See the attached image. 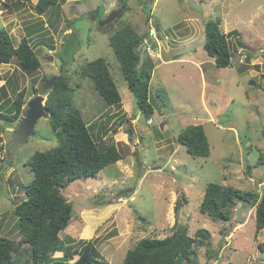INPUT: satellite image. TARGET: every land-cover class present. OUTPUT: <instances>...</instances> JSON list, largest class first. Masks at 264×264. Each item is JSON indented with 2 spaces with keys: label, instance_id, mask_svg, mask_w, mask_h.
<instances>
[{
  "label": "rangeland",
  "instance_id": "1",
  "mask_svg": "<svg viewBox=\"0 0 264 264\" xmlns=\"http://www.w3.org/2000/svg\"><path fill=\"white\" fill-rule=\"evenodd\" d=\"M56 1L59 8L42 16L35 11L36 0H7L1 6L0 29L10 34L14 46L26 37L40 68L28 75L16 58L0 64V87L6 82L11 101L21 90L28 100L38 95L46 100L43 92L49 91L51 80L67 77L84 121L95 124L93 133L104 124L103 141L114 144L123 157L96 177L62 190L72 219L60 238L73 239L77 250L70 262L90 242L95 257L122 264L140 240L164 239L181 223L189 236L198 229L211 236L217 256L199 247L198 264H264V231L255 229V208L236 206L228 222H213L199 213L209 183L264 195V0H191L195 9L189 0H125L128 11L106 32L97 28V19L120 9L124 0ZM216 19L224 34L235 31L228 35L232 57L227 68H217L203 49L204 23ZM123 23L144 37L141 52L156 64L149 93L155 113L150 119L137 110L109 47L110 34ZM28 29L38 32L28 37ZM47 57L58 59L61 69ZM98 58L108 64L122 100L118 106H105L91 80L81 74L87 62ZM15 124L0 122V163L9 166L0 170V237L19 241L14 210L26 200L25 186L33 179L28 161L58 141L43 118L35 126L36 136L8 156V128L15 129ZM191 125H202L209 157L192 158L176 142ZM127 189L132 192L120 194ZM20 248L16 259L23 262L31 250L25 244ZM62 256L57 252L53 258Z\"/></svg>",
  "mask_w": 264,
  "mask_h": 264
},
{
  "label": "trees",
  "instance_id": "2",
  "mask_svg": "<svg viewBox=\"0 0 264 264\" xmlns=\"http://www.w3.org/2000/svg\"><path fill=\"white\" fill-rule=\"evenodd\" d=\"M139 4L142 5L140 1ZM53 7L59 8L56 0H37L35 11L42 16ZM122 7L124 10L117 19L128 11L127 1L120 3V8ZM144 9L146 8L143 7ZM146 16L150 18L151 10L147 11ZM114 22L102 27L97 23V28L106 32L113 27ZM37 32L28 29L27 36ZM233 33L235 31L229 34ZM229 34L221 31L217 19L204 23L203 49L214 60L217 68H227L231 64ZM144 40L129 23L120 25L108 38L109 47L134 97L137 110L150 119L155 113L149 93L156 64L148 53L141 52ZM13 58L17 59L25 74H33L40 68L37 52L26 37L14 46L10 34L5 29H0V64L7 65ZM81 74L91 80L105 106L121 104L118 88L104 59L87 62L82 67ZM53 79L49 91L43 94L47 95L45 107L49 113L48 121L58 144L51 150L33 153L28 161L33 179L25 186L26 200L14 210L18 218L20 240L0 237V264H109L93 255L90 242L82 247L79 258L70 262L77 250L73 239L60 238V233L72 219V206L66 201L62 190L77 180L96 177L107 166L123 157L114 144L103 141L102 136L107 132L104 124H100L93 133L95 124L88 125L84 121L74 103V89L68 78L61 75ZM5 84L0 87V122L15 124L26 110L28 99L25 98V91L21 90L16 92L15 99L11 101ZM158 102L165 106L161 99ZM176 142L184 146L192 158L210 156V146L202 125L184 128L178 134ZM257 161V164H262L261 158ZM247 168L249 175L250 167ZM238 205L255 208V229L257 232L264 231V195L259 197L255 192H242L232 187L209 183L199 205V213L213 222H228L231 211ZM180 208L181 203L178 201L176 212ZM22 244L28 245L31 251L30 256L20 262L16 255L21 254ZM199 247H205L209 256H217L211 249V236L206 229H198L193 236H189L185 224L175 223L171 235L164 239L140 240L126 252L122 264H198L195 250ZM57 252H62L63 256L55 259L53 255Z\"/></svg>",
  "mask_w": 264,
  "mask_h": 264
},
{
  "label": "water",
  "instance_id": "3",
  "mask_svg": "<svg viewBox=\"0 0 264 264\" xmlns=\"http://www.w3.org/2000/svg\"><path fill=\"white\" fill-rule=\"evenodd\" d=\"M189 4L192 8H196L192 1L189 0ZM124 7L117 9L111 12L109 15L105 17V19L98 22L99 26H105L114 22L119 15L123 12ZM48 61H54V63L60 67V61L58 59H54L53 57H47ZM61 69V67H60ZM54 79L51 80L50 85H52ZM45 98L44 96L38 95L34 98H31L26 103V110L20 115L17 120L16 128H8L11 132L10 142L7 145L6 153L8 156H11L16 153L18 147L24 144L30 137H35V126L40 119L49 118V113L45 107ZM0 170L3 172L9 166L2 162L0 164ZM132 192V189H127L122 191L120 194L125 195Z\"/></svg>",
  "mask_w": 264,
  "mask_h": 264
},
{
  "label": "built area",
  "instance_id": "4",
  "mask_svg": "<svg viewBox=\"0 0 264 264\" xmlns=\"http://www.w3.org/2000/svg\"><path fill=\"white\" fill-rule=\"evenodd\" d=\"M7 0H0V14L2 13L1 11V6L6 4Z\"/></svg>",
  "mask_w": 264,
  "mask_h": 264
},
{
  "label": "clouds",
  "instance_id": "5",
  "mask_svg": "<svg viewBox=\"0 0 264 264\" xmlns=\"http://www.w3.org/2000/svg\"><path fill=\"white\" fill-rule=\"evenodd\" d=\"M105 19V18H104ZM103 20V19H100V21Z\"/></svg>",
  "mask_w": 264,
  "mask_h": 264
},
{
  "label": "flooded vegetation",
  "instance_id": "6",
  "mask_svg": "<svg viewBox=\"0 0 264 264\" xmlns=\"http://www.w3.org/2000/svg\"><path fill=\"white\" fill-rule=\"evenodd\" d=\"M14 129V128H13ZM0 164H2V162L0 163ZM1 169V168H0Z\"/></svg>",
  "mask_w": 264,
  "mask_h": 264
},
{
  "label": "crops",
  "instance_id": "7",
  "mask_svg": "<svg viewBox=\"0 0 264 264\" xmlns=\"http://www.w3.org/2000/svg\"><path fill=\"white\" fill-rule=\"evenodd\" d=\"M36 2H37V0H36ZM5 84V83H4Z\"/></svg>",
  "mask_w": 264,
  "mask_h": 264
}]
</instances>
